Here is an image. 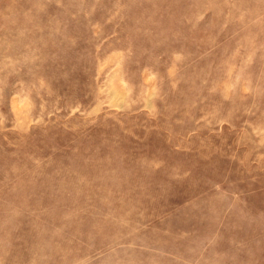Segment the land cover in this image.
I'll use <instances>...</instances> for the list:
<instances>
[{
  "label": "rangeland",
  "instance_id": "374dc122",
  "mask_svg": "<svg viewBox=\"0 0 264 264\" xmlns=\"http://www.w3.org/2000/svg\"><path fill=\"white\" fill-rule=\"evenodd\" d=\"M0 264H264V0H0Z\"/></svg>",
  "mask_w": 264,
  "mask_h": 264
}]
</instances>
